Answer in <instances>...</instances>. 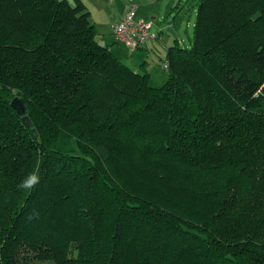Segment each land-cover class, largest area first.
<instances>
[{
  "label": "trees",
  "instance_id": "1",
  "mask_svg": "<svg viewBox=\"0 0 264 264\" xmlns=\"http://www.w3.org/2000/svg\"><path fill=\"white\" fill-rule=\"evenodd\" d=\"M196 4L154 87L82 0H0V264H264V0Z\"/></svg>",
  "mask_w": 264,
  "mask_h": 264
},
{
  "label": "crops",
  "instance_id": "2",
  "mask_svg": "<svg viewBox=\"0 0 264 264\" xmlns=\"http://www.w3.org/2000/svg\"><path fill=\"white\" fill-rule=\"evenodd\" d=\"M105 1H107L106 4H105ZM112 1L114 0H82L86 9L89 12V18L91 22L94 24L96 32H97V26H96V20L93 18V10L96 8V10L98 11L97 5L99 3L110 6V3ZM160 1L161 0H142L141 10L138 12V15L136 16V13L139 7V3H137L136 0H118L117 16L110 17L107 23V26H108L107 28L109 32L112 34V25L118 22L122 18L126 6L132 3L136 4L137 6L136 11H135V18H141L144 20L152 21L151 31L156 34L155 39L148 40L142 47L138 49L130 50L128 48L132 53H135L137 58H143V57L148 58L149 54L151 55L156 54L159 59H162V56L166 57L167 49L173 46L174 44H178L180 46L186 47L184 43L185 41L183 40V36L180 33L181 28L179 27L183 23V18L178 17L179 16L178 14L180 12V7L182 6L183 0H168L167 10L165 11L159 9V6H154L156 5L155 3H159ZM173 8H176V10H173ZM174 11H176V14L173 16V19L171 21H167L164 23L159 22V20H164L165 17H168V16L170 17ZM107 12H108V9H107ZM149 15L151 16L148 18ZM189 26L190 24L187 22L186 27H189ZM97 39L99 40L100 43L109 47L112 53L122 61V58H124V56L121 54L122 50H120L118 47L113 46L111 44L109 45L108 44L109 40L104 39L103 36L99 37L98 32H97ZM113 39L115 40L114 36H113ZM131 60H133V58ZM164 61H165V58H164ZM132 64H134L133 61H132ZM132 66L135 71H145L148 73L149 79L152 78L151 77L152 74L150 73L149 70L145 69L142 63L141 65H139V67H137L136 65H132Z\"/></svg>",
  "mask_w": 264,
  "mask_h": 264
},
{
  "label": "rangeland",
  "instance_id": "3",
  "mask_svg": "<svg viewBox=\"0 0 264 264\" xmlns=\"http://www.w3.org/2000/svg\"><path fill=\"white\" fill-rule=\"evenodd\" d=\"M198 0H183L182 6L180 7V12H179V18H183V23L181 26H179L180 33L183 36V40L185 41L186 47L190 46L192 43L193 39V23L196 17V3ZM113 2V3H112ZM110 3V6L103 5L99 3L96 8L93 10V18L96 20V26H97V32L99 34V37L103 36L104 39H108L109 42L108 44L113 45L118 47L121 51V54L124 56L122 58V61L131 66L136 65L139 67V65H142L145 67V69L149 70L150 73L152 74V78L150 80V84L154 87H160L162 86L167 78H168V73L167 70L164 66V56H162V59H159L156 54H149L148 58H137L135 53H132L128 47L123 45L120 42H117L113 39L112 34L108 30L107 23L110 19V17L117 16V9H118V0H114ZM137 3H139V7L136 13V16L138 15V12L141 10V3L142 0H136ZM107 1H105V4ZM167 3L168 0H161L159 3H155L156 5L154 6H159V9L165 11L167 10ZM101 7H100V6ZM93 9V8H92ZM108 9V12H107ZM173 10H176V8H173ZM105 13V14H104ZM176 14V11H174L171 16L165 17L164 20H159L160 23H164L167 21H171L173 19V16ZM166 15V14H165ZM151 15L148 16V18ZM187 22L190 24L189 27H186ZM100 39V38H99ZM132 55V56H131ZM133 58V60H131ZM132 61L134 64H132Z\"/></svg>",
  "mask_w": 264,
  "mask_h": 264
},
{
  "label": "built area",
  "instance_id": "4",
  "mask_svg": "<svg viewBox=\"0 0 264 264\" xmlns=\"http://www.w3.org/2000/svg\"><path fill=\"white\" fill-rule=\"evenodd\" d=\"M136 4L126 6L122 18L112 25V34L116 41L123 43L130 50L142 47L148 40L155 39L151 31L152 21L135 18ZM167 68L168 62L164 61Z\"/></svg>",
  "mask_w": 264,
  "mask_h": 264
},
{
  "label": "water",
  "instance_id": "5",
  "mask_svg": "<svg viewBox=\"0 0 264 264\" xmlns=\"http://www.w3.org/2000/svg\"><path fill=\"white\" fill-rule=\"evenodd\" d=\"M11 106L17 111V113L19 115H21V119L22 121L27 124L28 126H31V121L29 119V117L25 114V109L21 103V101L15 97L11 100ZM32 132L34 134H37L36 129L32 128Z\"/></svg>",
  "mask_w": 264,
  "mask_h": 264
},
{
  "label": "clouds",
  "instance_id": "6",
  "mask_svg": "<svg viewBox=\"0 0 264 264\" xmlns=\"http://www.w3.org/2000/svg\"><path fill=\"white\" fill-rule=\"evenodd\" d=\"M39 183V175L37 173L30 174L22 183L21 187L32 189Z\"/></svg>",
  "mask_w": 264,
  "mask_h": 264
}]
</instances>
